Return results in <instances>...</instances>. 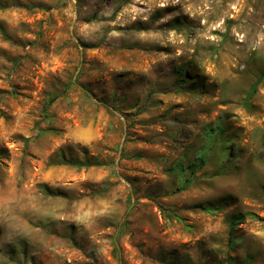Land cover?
Wrapping results in <instances>:
<instances>
[{
    "label": "rangeland",
    "instance_id": "rangeland-1",
    "mask_svg": "<svg viewBox=\"0 0 264 264\" xmlns=\"http://www.w3.org/2000/svg\"><path fill=\"white\" fill-rule=\"evenodd\" d=\"M0 264H264V0H0Z\"/></svg>",
    "mask_w": 264,
    "mask_h": 264
},
{
    "label": "trees",
    "instance_id": "trees-1",
    "mask_svg": "<svg viewBox=\"0 0 264 264\" xmlns=\"http://www.w3.org/2000/svg\"><path fill=\"white\" fill-rule=\"evenodd\" d=\"M255 90V89H253ZM254 92V91H253ZM77 166H81V164H78ZM245 218V215L241 214V215H238L234 220L233 222H239L240 220H243Z\"/></svg>",
    "mask_w": 264,
    "mask_h": 264
}]
</instances>
